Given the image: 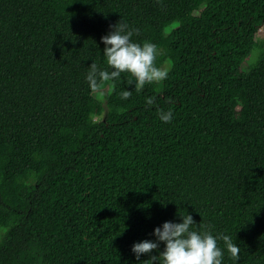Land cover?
<instances>
[{
    "label": "trees",
    "instance_id": "16d2710c",
    "mask_svg": "<svg viewBox=\"0 0 264 264\" xmlns=\"http://www.w3.org/2000/svg\"><path fill=\"white\" fill-rule=\"evenodd\" d=\"M121 18L172 67L103 102L86 75ZM263 25L264 0H0V264H143L187 214L240 248L222 264H264Z\"/></svg>",
    "mask_w": 264,
    "mask_h": 264
},
{
    "label": "clouds",
    "instance_id": "9594fccd",
    "mask_svg": "<svg viewBox=\"0 0 264 264\" xmlns=\"http://www.w3.org/2000/svg\"><path fill=\"white\" fill-rule=\"evenodd\" d=\"M159 2V0H157ZM111 31L101 37L105 45L103 54L106 57L108 68L101 69L97 63L90 65L86 81L92 91H97L103 83L119 79L121 73L127 72L134 78L129 85H134L139 92L146 84L165 80L172 65L157 66L158 49L151 42L145 41L142 45L132 41L131 37L139 33V29L131 28L122 18L110 26ZM132 95L130 90L120 93V98L127 100ZM155 97L147 98L146 104L151 106ZM160 119L165 123L172 120L171 110L165 112L158 109ZM182 222H164L162 227L154 229L157 242L145 240L135 243L132 252L139 260L141 254L151 253L159 249V242L165 247L159 255L152 256L143 264H222L224 252L218 247L217 241H223L224 248L234 260H239L240 248L229 235L223 233L213 236L208 226L199 223L201 231L193 229L197 225L192 215H180Z\"/></svg>",
    "mask_w": 264,
    "mask_h": 264
},
{
    "label": "rangeland",
    "instance_id": "374dc122",
    "mask_svg": "<svg viewBox=\"0 0 264 264\" xmlns=\"http://www.w3.org/2000/svg\"><path fill=\"white\" fill-rule=\"evenodd\" d=\"M258 38H260V39L264 38V25L259 28ZM258 56H259V50H258V48L254 47L250 51V53L247 55V57L242 61L241 65H240V69L246 70L249 67H251L252 65H254L258 59ZM167 64H170V62L166 61L163 65H167ZM108 90H109V85H108V83L105 82L102 84V86L94 94H96V97L99 100H103V102H105L106 94H107Z\"/></svg>",
    "mask_w": 264,
    "mask_h": 264
}]
</instances>
